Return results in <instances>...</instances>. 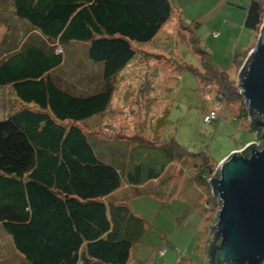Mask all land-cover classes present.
Segmentation results:
<instances>
[{"label":"trees","instance_id":"16d2710c","mask_svg":"<svg viewBox=\"0 0 264 264\" xmlns=\"http://www.w3.org/2000/svg\"><path fill=\"white\" fill-rule=\"evenodd\" d=\"M173 17L180 15L171 0H0V89L13 94L0 119V227L20 255L15 264H131L152 222L130 202L172 197L175 161L206 192L202 210L218 209L214 165L207 157L188 160L172 139L161 141L165 116L151 128L155 140L84 127L106 111L112 80L138 46L156 42ZM263 18L264 0H249L243 28L255 37ZM250 48L222 67L204 57L203 66L217 85L216 104L237 109L255 131L258 116L248 113L228 73ZM182 191L176 196L190 198Z\"/></svg>","mask_w":264,"mask_h":264},{"label":"rangeland","instance_id":"374dc122","mask_svg":"<svg viewBox=\"0 0 264 264\" xmlns=\"http://www.w3.org/2000/svg\"><path fill=\"white\" fill-rule=\"evenodd\" d=\"M171 2L174 15L181 14L179 19L173 17L156 42L138 46L141 52L112 80L114 91L106 111L84 127L110 137L140 135L155 140L151 128L162 115L165 123L158 131L160 140L172 139L185 150L188 160L202 162L207 157L217 171L218 163L239 150L241 141H257L255 131L248 127L247 119L238 116L237 109L226 110L216 104L217 85L205 71L203 58L209 56L213 65L225 66L236 51L243 49L242 43L249 34L251 40L245 48H252L259 34L253 37L243 28L249 0ZM3 33L0 25V41ZM191 68L200 71L203 79L197 80ZM239 69H228L235 84ZM12 102L10 88L0 89V119L7 115ZM210 111L215 112L217 119L206 121L204 117ZM168 170V184L175 188V196L161 200L142 198L131 203L134 212L152 222L142 244L132 251L131 264H193L186 259L188 256L200 259L193 252L197 237L189 238L192 233L187 226L177 229L183 219L189 225H198L203 252L211 242L210 230L217 210L209 206L202 210L206 192L190 181L192 177L178 161L170 164ZM181 191L190 198L176 196ZM14 250L0 227V261L15 264V256L20 255Z\"/></svg>","mask_w":264,"mask_h":264},{"label":"water","instance_id":"95a60500","mask_svg":"<svg viewBox=\"0 0 264 264\" xmlns=\"http://www.w3.org/2000/svg\"><path fill=\"white\" fill-rule=\"evenodd\" d=\"M236 85L248 113L258 116L255 140L261 143L232 152L218 163L210 180L218 209L211 226L216 239L209 260L264 264V18Z\"/></svg>","mask_w":264,"mask_h":264},{"label":"crops","instance_id":"0c3cea01","mask_svg":"<svg viewBox=\"0 0 264 264\" xmlns=\"http://www.w3.org/2000/svg\"><path fill=\"white\" fill-rule=\"evenodd\" d=\"M178 15H180L181 16V14H179V12H178ZM5 30V29H4ZM4 34V33H3ZM250 35V34H249ZM247 36V38H246V41L244 40V43H242V48L244 49L245 48V46H248V43L250 42V36ZM3 36V35H2ZM2 39V38H1ZM253 140H247V141H241L242 142V145H241V147H239V149H242L246 144H249L250 142H252ZM137 199H142V198H136V199H134V200H132V202H134V201H136ZM152 199V198H151ZM132 202H130V207H131V203ZM182 203V202H181ZM132 209V208H131ZM133 210V209H132ZM194 212V211H193ZM183 222L179 225V227H177V229L178 230H181L182 228L184 229V227L185 226H187V230H189V233H192V235H189V238H191V240H193L194 239V236H196L197 237V243H196V245H195V248H194V250H193V252H194V254H196V256L197 255H199V257H200V259H198L197 257L195 258V259H193L191 256H188L186 259H188L189 260V262H191V263H193V264H206V262H204L205 261V259H207V252H208V248H209V245H208V247H207V249H206V251L205 252H203V247H199V231H198V228H197V226H196V223L194 222V224H191V225H189V224H187V222H186V220L185 219H183L182 220ZM197 228V229H196ZM180 237V236H179ZM178 237H176V239H177ZM156 248V247H155ZM155 248H154V250H155ZM189 264V263H188Z\"/></svg>","mask_w":264,"mask_h":264},{"label":"built area","instance_id":"2783aa9c","mask_svg":"<svg viewBox=\"0 0 264 264\" xmlns=\"http://www.w3.org/2000/svg\"><path fill=\"white\" fill-rule=\"evenodd\" d=\"M261 28V27H260ZM216 114H215V112L214 111H210L205 117H204V119L206 120V121H210L211 119H213V120H215L216 118ZM250 143H254V144H256V145H259L260 143H261V141H257V142H255V141H252V142H250ZM243 148H245V146L243 147ZM242 148V149H243ZM241 149V150H242ZM162 252V251H161ZM160 252V253H161Z\"/></svg>","mask_w":264,"mask_h":264}]
</instances>
